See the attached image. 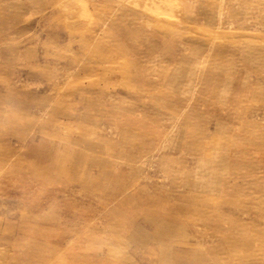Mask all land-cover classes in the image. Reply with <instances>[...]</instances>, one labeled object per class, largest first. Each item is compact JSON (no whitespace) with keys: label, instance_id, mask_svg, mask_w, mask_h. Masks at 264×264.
<instances>
[{"label":"rangeland","instance_id":"374dc122","mask_svg":"<svg viewBox=\"0 0 264 264\" xmlns=\"http://www.w3.org/2000/svg\"><path fill=\"white\" fill-rule=\"evenodd\" d=\"M0 264H264V0H0Z\"/></svg>","mask_w":264,"mask_h":264},{"label":"bare ground","instance_id":"6f19581e","mask_svg":"<svg viewBox=\"0 0 264 264\" xmlns=\"http://www.w3.org/2000/svg\"><path fill=\"white\" fill-rule=\"evenodd\" d=\"M180 77V76H179ZM183 77V76H182Z\"/></svg>","mask_w":264,"mask_h":264}]
</instances>
